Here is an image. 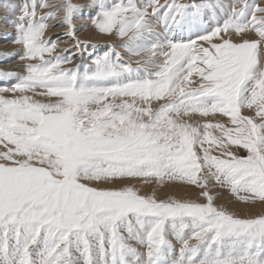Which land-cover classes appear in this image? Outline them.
I'll list each match as a JSON object with an SVG mask.
<instances>
[{
    "label": "snow or ice",
    "instance_id": "obj_1",
    "mask_svg": "<svg viewBox=\"0 0 264 264\" xmlns=\"http://www.w3.org/2000/svg\"><path fill=\"white\" fill-rule=\"evenodd\" d=\"M96 6L101 33L131 56L148 53L136 67L114 46L64 67L72 57L55 54L47 22L75 38L84 6L42 0L50 11L38 16L35 0L22 5L15 42L26 74L0 88V264H264V212L217 206L209 188L264 205V7ZM194 114L227 121L185 119ZM136 179L196 186L204 202L142 195L127 183Z\"/></svg>",
    "mask_w": 264,
    "mask_h": 264
},
{
    "label": "rangeland",
    "instance_id": "obj_2",
    "mask_svg": "<svg viewBox=\"0 0 264 264\" xmlns=\"http://www.w3.org/2000/svg\"><path fill=\"white\" fill-rule=\"evenodd\" d=\"M13 1V2H12ZM16 2V4H15ZM32 0H29L31 3ZM48 3H57L58 0H47ZM90 2V4H89ZM101 0H72L73 4L83 5L81 12L76 15L73 19V25L75 28V38L69 36L67 34L68 29L66 25H63L59 20H49L47 23L49 27L45 31V39H51L52 42L57 44V49L55 54L60 55H68L72 57V61L70 64L64 65V67H75L78 64H86L91 65L92 60L98 56H102L105 51L110 50V46H114V50L121 53V57L125 63H131L133 67L137 65L134 61L141 59L142 57L147 58L148 53L142 52L140 56H131L127 53L123 48L119 45L123 42L119 39L115 33L103 34L101 33L95 25L92 23V19L96 16L99 11L98 5ZM104 2L111 4L113 2H118V0H104ZM177 2L182 4H203L207 3L208 0H177ZM225 3H229L230 0H224ZM249 5L259 4L261 7H264V0H246ZM24 3V0H0V50H3L4 45L7 43L13 44L14 47L20 48L19 52L16 54L21 57L24 53L23 46L16 43L15 39H17L18 33L16 28V22L18 21V17L21 14V8ZM37 4V15L41 16L50 11L47 8H41L39 5L42 3V0H35ZM160 3H165V0H160ZM11 5V7H7L6 5ZM88 9V10H87ZM19 12V13H18ZM18 13V14H17ZM88 13V14H87ZM87 16V17H86ZM89 19L86 23H80L81 19ZM91 19V20H90ZM211 15L207 14L205 16V23L212 27L215 23L212 19ZM79 20V21H78ZM213 22V23H212ZM157 31H163L162 24L159 25L156 29ZM250 38H255L254 33L248 34ZM235 39V37H234ZM77 42H79L82 46L77 48ZM65 43V44H64ZM20 45V47H19ZM207 46V45H205ZM68 49L69 51H65ZM21 53V54H20ZM18 58V59H19ZM47 58V56L45 57ZM159 59V58H158ZM28 62V61H27ZM26 62V63H27ZM35 63L36 61H32ZM154 67V66H152ZM26 69V64H25ZM0 73H13L9 71H4L0 69ZM26 71L20 69L17 71L16 76L25 75ZM15 76V75H14ZM14 76H0L1 81L4 78H13ZM195 79V78H194ZM16 82L13 84L17 83ZM11 95V94H10ZM31 95V93H29ZM39 99V97H35ZM161 102H153V107H159ZM245 115H251L252 113L248 110H244ZM185 119H189L190 123H204L206 121L211 122H226L227 118L216 114L215 116L209 117H201L198 114H194L191 118L185 117ZM217 133H214V135ZM213 154L218 155V153L213 152ZM239 155H247L246 151L241 149L239 151ZM127 183L134 185L142 195H151L155 194V197L160 200H167L168 198H175L178 200H192L197 202H204L203 198L199 196L201 189L192 185H181L179 183H165L163 186L157 184L155 180L150 183H143L140 179L130 180ZM118 186V185H117ZM210 194L216 197L214 203L217 206H224L229 211H233L238 215L244 216H256L264 212V205L256 204L254 206L245 205L243 203L236 202L235 197L227 188H222L219 185H215L214 181H209ZM172 242L176 245L177 249L179 248V244L175 241L174 238L169 237ZM195 243V241H192Z\"/></svg>",
    "mask_w": 264,
    "mask_h": 264
},
{
    "label": "bare ground",
    "instance_id": "obj_3",
    "mask_svg": "<svg viewBox=\"0 0 264 264\" xmlns=\"http://www.w3.org/2000/svg\"><path fill=\"white\" fill-rule=\"evenodd\" d=\"M15 4H16V2H15ZM89 4H90V2H89ZM88 21H89L88 18L87 19H81L80 23H86ZM213 25H214V23H213ZM0 35H2V34H0ZM184 35H185V38H187V33H185ZM20 45H19V47H20ZM4 47L5 48L3 50H0V69H2L4 71L14 72V74H16L18 70L23 69V68L26 71L25 64H26L27 61L22 60L21 57L19 58V56L16 55L19 52V49L20 48L14 47L13 44L11 45V43L5 44ZM16 80H17V76L16 75L13 78H4L2 81L0 79V88H3V87H11L12 85H14L13 83L16 82ZM4 95L11 97L14 94L9 92V93H4Z\"/></svg>",
    "mask_w": 264,
    "mask_h": 264
}]
</instances>
